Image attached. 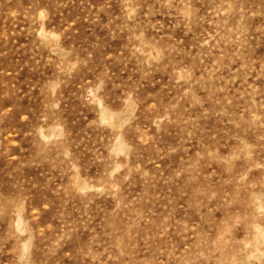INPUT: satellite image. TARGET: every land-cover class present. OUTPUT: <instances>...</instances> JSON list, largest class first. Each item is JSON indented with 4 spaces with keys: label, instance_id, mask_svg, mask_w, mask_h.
Returning a JSON list of instances; mask_svg holds the SVG:
<instances>
[{
    "label": "rangeland",
    "instance_id": "rangeland-1",
    "mask_svg": "<svg viewBox=\"0 0 264 264\" xmlns=\"http://www.w3.org/2000/svg\"><path fill=\"white\" fill-rule=\"evenodd\" d=\"M262 231L264 0H0V264H264Z\"/></svg>",
    "mask_w": 264,
    "mask_h": 264
},
{
    "label": "bare ground",
    "instance_id": "bare-ground-1",
    "mask_svg": "<svg viewBox=\"0 0 264 264\" xmlns=\"http://www.w3.org/2000/svg\"><path fill=\"white\" fill-rule=\"evenodd\" d=\"M261 231V230H260ZM257 239V242L258 244H262L263 245V249H264V231L260 232L258 237L256 238ZM258 245V246H259ZM259 248V247H258Z\"/></svg>",
    "mask_w": 264,
    "mask_h": 264
}]
</instances>
